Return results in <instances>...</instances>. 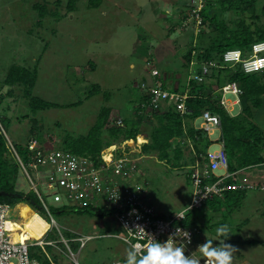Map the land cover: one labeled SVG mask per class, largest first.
Instances as JSON below:
<instances>
[{
  "label": "rangeland",
  "instance_id": "obj_1",
  "mask_svg": "<svg viewBox=\"0 0 264 264\" xmlns=\"http://www.w3.org/2000/svg\"><path fill=\"white\" fill-rule=\"evenodd\" d=\"M95 1L101 2L98 7H93L89 0H80L76 10L70 12L68 0H0V114L11 122L7 137L12 150L13 144L25 145L28 139L33 138L31 132L35 126L42 128L40 134H43L46 146L61 149L65 135H87L104 106L113 109V119L135 117L142 95L140 87L143 83L152 84L153 67L167 78V86L175 87L180 83L181 90H184L189 73L184 66L183 55L191 43V35L198 37L203 32L211 36L215 33H210L212 28L200 25L193 17L185 23L186 26L179 25L183 24L182 15L195 4L193 0ZM36 3L47 4L51 11L41 24L39 14L33 8ZM257 11L260 15L257 21L246 16L247 24H252L253 29L257 26L264 28V0L258 1ZM223 18L229 30H235L241 16L227 12ZM173 27L175 32H171ZM207 36L205 41H208ZM147 61L152 62L150 67ZM13 65L38 69L34 96L60 104L81 100L84 103L68 109L52 108L34 117L29 111L23 88L4 84ZM94 84L109 93L110 100H106L103 94L85 100ZM234 99L235 96L226 93L220 103L230 114L238 116L241 115V106ZM257 113L259 116L255 123L264 130V111H255ZM26 114L29 116L22 118ZM203 122V119L197 120L196 127L200 128ZM155 124L156 120H145L140 142L118 141L114 146L124 152V158L131 160V179L144 186L149 204L160 214L170 215L188 207L193 189L188 182V168L175 167L174 162L167 164L159 161L156 154L143 152L142 146L149 141ZM49 136L54 137L55 144ZM211 136L214 143L210 149L217 150L219 143L216 140L221 138V133L215 129ZM103 139L110 140L108 132H104ZM191 152V148H186L187 158L191 157ZM256 171V176L249 169L237 177L239 181L251 180L258 186V189L248 191L241 207L232 209L227 203L222 204L219 211L209 207L196 212V222L202 231L201 243L209 239L218 244L217 240H222V236L217 234V228L221 225L228 227L230 234L226 242L236 249L232 264H264V190L259 189L264 185V179L257 175L264 172V166H259ZM28 172L49 207L65 205L66 198L62 192L56 194V188L42 184L32 168H28ZM16 188L25 193L33 189L22 169ZM54 218L57 224L45 239L56 244L45 249L51 256L57 255L60 264L125 263L132 248L115 236L123 232L114 216L99 219L90 214L65 212ZM9 220L16 221L9 223V227L19 231L16 232L18 242L41 240L51 227L25 203L17 205ZM60 233L69 240L70 251ZM79 236H94L95 239L80 249L79 243L73 242ZM244 240L257 243L243 244ZM195 252L198 260L205 259L199 250ZM35 255L45 257L40 249H36Z\"/></svg>",
  "mask_w": 264,
  "mask_h": 264
},
{
  "label": "trees",
  "instance_id": "obj_2",
  "mask_svg": "<svg viewBox=\"0 0 264 264\" xmlns=\"http://www.w3.org/2000/svg\"><path fill=\"white\" fill-rule=\"evenodd\" d=\"M80 0H68L67 8L73 12L77 8V3ZM91 5L98 7L100 1L89 0ZM259 0H204L203 7L200 11L202 19L201 24L207 25L215 32L211 36L205 35L201 32L198 37L191 35V43L187 51L183 55L185 59L184 66L189 73L188 82L184 90L181 86L174 89L167 86V78L159 76L158 78L164 81V88L171 92L185 93L190 92L185 102L187 113L182 115L180 110L171 103L159 104L158 108L151 106L152 97L148 90L143 89L139 104L136 107L135 117H124L123 126L117 125L118 119L111 118L112 108L104 106L101 108L94 126L90 129L87 135L79 137L67 134L63 137L60 148L64 151L70 152L79 156L91 157L97 165H100L102 160V153L115 145L118 141H125L129 143L140 142L142 127L145 120L150 118L156 120V124L152 126L149 141L144 142L142 146L143 152L147 155L156 154L159 161H164L167 164L174 162L175 167L188 168L196 163L197 160L204 162L203 157L206 155L210 146L214 141L209 137L208 133L202 128L196 127V121L200 120L203 114L210 111L213 115H217L221 119V138L219 141H224L225 148L229 159V171L240 175L244 170L253 169L264 165V130L255 123V118H258L259 113L255 111H264V71L259 73L248 74L245 73L240 66L236 68L226 67L224 62V54L228 50L238 49L246 56L252 49L255 43L264 42V28L256 27L253 29L252 24H247L246 16L252 21L260 19L257 11ZM59 4V2H58ZM33 8L39 14V24L50 14L47 4L36 3ZM193 7L190 8L193 9ZM215 8L218 10L215 11ZM189 11L182 16L183 24L186 26L188 19L191 16ZM230 12L237 16H241L239 23L235 30H229L224 14ZM193 23H196L195 21ZM200 24V25H201ZM188 25V24H187ZM214 30V31H213ZM175 32V27L171 29ZM208 37V41L204 38ZM197 41V44H196ZM194 62L193 69L196 73H202V67L205 64L217 63L216 67H210V73L205 78L203 83H197L191 76L190 68ZM154 64V62H153ZM148 67L152 62L147 61ZM154 69L151 68V70ZM38 79V69L30 70L20 65H13L10 67L4 84L9 87L21 86L23 88L24 97L28 101V108L30 113L35 117L40 112L56 108L68 109L82 105L83 100L71 103L60 104L42 99L34 96L33 90ZM236 83L240 93L232 94L239 98V106H241V115L233 116L225 107L222 106V95L220 89L226 85ZM105 95L106 100H110L111 95L102 91L101 86L94 84L85 100L90 99L96 95ZM9 95L11 93L9 92ZM3 99V97H1ZM235 100V99H234ZM1 102V100H0ZM29 114L23 115L22 118H27ZM8 118H3L0 114V192H6L7 196H0V203L9 204L16 207L20 203H25L36 212L46 215L45 208L37 193L34 190L29 192H20L17 190V180L21 171V166L17 160L16 153L24 157L26 161L29 160L30 153L28 144L32 141H37L38 144L46 146L43 143L42 128L33 127L32 132L34 136L27 140L26 144H13L12 148L8 143L7 129L10 124ZM108 132L110 140L107 142L103 139L104 132ZM50 141L55 144V139L52 136ZM54 142V143H53ZM217 142V141H216ZM219 143V142H217ZM53 147V145L48 146ZM186 148H191V157L187 158L185 155ZM115 159L125 156L121 150H116L113 153ZM22 158V157H21ZM23 159V158H22ZM23 159V160H24ZM206 161V160H205ZM25 162V161H24ZM254 174H256L255 170ZM222 173V172H218ZM189 177V172H188ZM213 179H217L215 176ZM190 180V177H189ZM190 184L191 182L188 181ZM232 178H229L227 184H233ZM248 189L227 191L224 199L216 197L208 201L203 207L187 211L185 218L177 222L179 225L187 227H197L202 234L200 226L196 222L197 210L211 208L214 211H219L222 204L230 203L232 209L242 206L244 199L248 194ZM10 194H21L23 197H14ZM53 216L65 212H74L77 214H90L92 217L105 219L108 216H113V210H106L101 208L89 207L75 210L69 207H49ZM176 213L170 215L160 214L159 218H173ZM209 219L207 218V222ZM71 237V236H70ZM197 242H202L200 235L196 238ZM243 244H255V240H244ZM66 246V245H65ZM51 247V246H46ZM36 249H31L32 256L38 259L42 264H51L47 255L44 253V258L37 257ZM41 250V249H40ZM42 251V250H41ZM48 252V251H47ZM55 264H60L57 255L51 256Z\"/></svg>",
  "mask_w": 264,
  "mask_h": 264
},
{
  "label": "built area",
  "instance_id": "obj_3",
  "mask_svg": "<svg viewBox=\"0 0 264 264\" xmlns=\"http://www.w3.org/2000/svg\"><path fill=\"white\" fill-rule=\"evenodd\" d=\"M193 2L195 4L192 5L194 8L191 9V12L189 11L191 13L190 17L195 18L201 24L200 11L204 0H193ZM224 62L226 67L236 68L240 66L248 74L260 72L264 70V42L255 43L246 56L241 51L228 50L224 54ZM193 66L194 62L191 64L189 81L193 76L197 83H203L210 73V67H216L217 63L203 65L201 74L196 73ZM151 76L153 78L152 84L143 83L141 86L149 91L152 97L151 106L158 108L160 103H171L180 110L182 115H185L187 113L185 102L190 92L188 90L185 93L171 92L165 89L164 81L158 78L161 74L157 68L151 70ZM220 91H222L223 96L226 93H240L236 83L227 85ZM221 102H223V98ZM201 118L204 120L201 128L209 136L214 133L215 129L221 128V119L210 111L205 112ZM116 123L123 126L121 119H118ZM217 142H219V148L208 150L203 157L204 162L197 160L194 165L188 167L193 189L191 202L188 207L170 219L159 218L160 213L147 200L144 186L131 179L129 174V172L133 173L129 166L131 160L124 157L115 159L113 155L116 151L115 146L106 149L102 153L103 162L100 165H97L91 157L79 156L62 149L43 146L38 144L37 141L28 144L30 153L28 163L24 162L17 153L16 157L21 169L30 179L33 186L32 190L37 193L43 203L52 226L56 225V220L51 214L38 184H35L29 174L28 168L33 169L42 184L56 188V194H58V191L62 192L66 198V203L63 206L72 207L75 210L89 207L113 210V216L123 232L121 235L115 236L131 248L136 246L138 255L146 251L145 246L153 238L152 236L162 241L167 240L169 234L177 229L176 237H170L169 242L174 247H182L186 255L192 252V258L198 260L196 252L192 249L197 248V245L200 244L196 241L200 231L197 227L181 226L177 222L185 218L187 211L201 208L206 202L216 197L223 198L227 191L258 189V186L246 179L237 181L238 174L229 171V159L224 141L217 139ZM113 147L114 149H112ZM214 176L217 179H213ZM229 178L233 179V184H227ZM261 189L263 190L264 187ZM14 209L9 204L0 203V264H42L32 256L31 249L33 247L42 249L50 263L55 264L45 247L54 246L56 242L45 239L46 236L42 240H27L26 242L15 240L17 231H13L8 227L9 223L16 222L15 220H9ZM187 232L191 238L190 244L178 238L187 236ZM62 239L68 249L71 250L68 241L63 237ZM92 239H95V237L80 236L76 241L79 242L81 249ZM198 261L203 264V260ZM113 264L124 263L118 261Z\"/></svg>",
  "mask_w": 264,
  "mask_h": 264
},
{
  "label": "clouds",
  "instance_id": "obj_4",
  "mask_svg": "<svg viewBox=\"0 0 264 264\" xmlns=\"http://www.w3.org/2000/svg\"><path fill=\"white\" fill-rule=\"evenodd\" d=\"M234 50H238V49H234ZM238 51H241V50H238ZM262 71H264V70H262ZM262 71H260V72H262ZM257 73H259V72H257ZM178 86L176 85L175 87L174 86H171V87L176 89ZM171 87L169 86L170 89H171ZM167 90H169V89H167ZM219 92L221 93L222 98H223L224 96H223L222 91H219ZM229 94H232V93H229ZM235 100L239 101V98H237ZM201 119L202 118H200V120ZM218 130L220 131V129H218ZM220 133H221V131H220ZM209 137L211 138L212 136H209ZM262 166H264V165H262ZM258 167H255L251 170H255V172H256ZM237 181H239V180H237ZM248 181L251 182V180H248ZM262 187H264V185L260 186L259 189H261ZM221 199H224V197ZM61 207H64V206H61ZM16 208H17V206L15 207V209ZM40 215L45 220H47L51 225V227H50L51 229H49L45 235L47 237L48 234L53 230V227H55V226H52L49 217L47 218L42 214H40ZM18 216H19V214H18ZM19 218H20V216H19ZM216 231H217L218 235L222 236V240H217V241H219L218 244L214 243L213 240L206 239L203 243L198 244L197 248H193L192 250L193 251L199 250L201 252L202 256L205 257V259L203 260V264H232L233 252L236 251V249L233 245L226 242L228 239V236L230 234L228 227L226 225H221L217 228ZM176 234H177V229H175L173 232H171L169 234V237L167 240H163V241L156 239L154 236H152L153 238L145 246L146 251H144L142 254H139V255H138V251H137L136 246H133V248L128 251L124 264H201V261H198V260L192 258V252H190L189 254L186 255L185 251L182 247H180V246L174 247L172 245V243L169 242L170 237H176ZM45 236H44V238H45ZM61 237L65 238L62 234H61ZM178 238L185 240L187 242V244L191 243V238H190L189 233L185 237H178ZM65 239L68 241V245H69V240L67 238H65ZM76 239L77 238H74L73 242H78V241H76ZM200 239L202 240L201 234H200ZM49 256L51 257L50 254H49ZM77 263L78 262H76V264Z\"/></svg>",
  "mask_w": 264,
  "mask_h": 264
},
{
  "label": "crops",
  "instance_id": "obj_5",
  "mask_svg": "<svg viewBox=\"0 0 264 264\" xmlns=\"http://www.w3.org/2000/svg\"><path fill=\"white\" fill-rule=\"evenodd\" d=\"M178 86V85H177ZM256 173H257V171H256ZM259 177H261L262 179H264V172L263 173H261V172H259V174H257ZM255 176H256V174H255ZM255 178V177H254ZM258 178V177H257ZM264 181V180H263ZM14 231H17V232H19L18 230H14ZM15 240L16 241H18V236L16 235V233H15ZM42 240V239H41ZM23 242H26V241H23Z\"/></svg>",
  "mask_w": 264,
  "mask_h": 264
},
{
  "label": "water",
  "instance_id": "obj_6",
  "mask_svg": "<svg viewBox=\"0 0 264 264\" xmlns=\"http://www.w3.org/2000/svg\"><path fill=\"white\" fill-rule=\"evenodd\" d=\"M14 197H23V195L21 194H10ZM0 196H7V193L6 192H0Z\"/></svg>",
  "mask_w": 264,
  "mask_h": 264
},
{
  "label": "bare ground",
  "instance_id": "obj_7",
  "mask_svg": "<svg viewBox=\"0 0 264 264\" xmlns=\"http://www.w3.org/2000/svg\"><path fill=\"white\" fill-rule=\"evenodd\" d=\"M8 227H9V225H8Z\"/></svg>",
  "mask_w": 264,
  "mask_h": 264
}]
</instances>
